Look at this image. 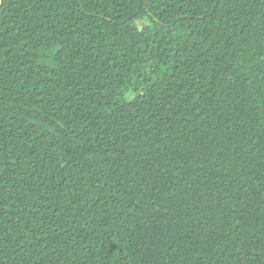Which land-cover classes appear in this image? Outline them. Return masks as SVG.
I'll return each mask as SVG.
<instances>
[{"label":"trees","instance_id":"obj_1","mask_svg":"<svg viewBox=\"0 0 264 264\" xmlns=\"http://www.w3.org/2000/svg\"><path fill=\"white\" fill-rule=\"evenodd\" d=\"M0 264H264V0H3Z\"/></svg>","mask_w":264,"mask_h":264},{"label":"water","instance_id":"obj_2","mask_svg":"<svg viewBox=\"0 0 264 264\" xmlns=\"http://www.w3.org/2000/svg\"><path fill=\"white\" fill-rule=\"evenodd\" d=\"M2 1H3V0H0V5H1Z\"/></svg>","mask_w":264,"mask_h":264}]
</instances>
